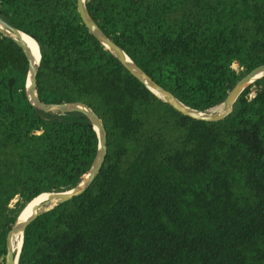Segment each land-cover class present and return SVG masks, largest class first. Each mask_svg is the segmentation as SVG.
Wrapping results in <instances>:
<instances>
[{
	"label": "trees",
	"instance_id": "trees-1",
	"mask_svg": "<svg viewBox=\"0 0 264 264\" xmlns=\"http://www.w3.org/2000/svg\"><path fill=\"white\" fill-rule=\"evenodd\" d=\"M85 8L134 65L200 113L264 65V0H85ZM0 19L37 45L39 102L86 106L107 145L86 192L25 229L17 264H264V78L228 117L196 121L103 48L76 0H0ZM27 74L22 50L0 32V264L26 205L75 188L98 149L81 114L33 109Z\"/></svg>",
	"mask_w": 264,
	"mask_h": 264
},
{
	"label": "water",
	"instance_id": "water-1",
	"mask_svg": "<svg viewBox=\"0 0 264 264\" xmlns=\"http://www.w3.org/2000/svg\"><path fill=\"white\" fill-rule=\"evenodd\" d=\"M76 8L79 18L88 32L108 51L116 60L129 72L134 78L141 82L150 92H152L157 98L171 106L175 111L190 119L201 122H218L228 117L234 108V104L237 101L241 93L248 88L255 81L264 78V65L259 66L250 71L246 76L239 80L235 86L230 90L222 105V110L219 113H200L194 111L182 103H180L172 94L163 90L157 84H155L144 72H142L136 65H134L123 51L116 46L112 41L107 39L105 35L100 31L97 25L89 17L85 8V0H76ZM0 32L10 38L23 52L27 64L28 74L26 80V96L30 105L36 111L44 113H55L57 115L78 113L84 116L90 123L91 128L96 133L98 140V149L93 160V163L84 176V178L77 184V186L69 191L61 193H49L47 194V201L45 205L35 207L32 209V213L24 220H19L24 210L31 204L28 203L23 211L18 216L14 226L11 228L6 237V256L4 264H17L20 248L22 245V236L25 229L41 214L53 209L54 207L71 200L74 197H78L86 192L89 186L93 183L95 178L100 172L101 167L104 164L106 156V133L105 130L97 118V116L86 106L81 104H60V105H43L39 102L36 94V77L39 69L40 55L32 47L28 46L27 39H31L18 30L11 28L0 19ZM13 242L18 244L20 242L19 250L13 252Z\"/></svg>",
	"mask_w": 264,
	"mask_h": 264
},
{
	"label": "bare ground",
	"instance_id": "bare-ground-1",
	"mask_svg": "<svg viewBox=\"0 0 264 264\" xmlns=\"http://www.w3.org/2000/svg\"><path fill=\"white\" fill-rule=\"evenodd\" d=\"M27 44L28 46L32 47V49L35 50L36 52V57L38 59V55H37V45L34 43V41H32L31 39H27ZM47 201V194H43L38 196L37 198H35L31 204L24 210V212L21 214L19 220H24L26 219L31 213H32V209L35 207H40L41 205H45ZM15 247L13 246V252L16 253L19 250L20 247V242H18V244H14Z\"/></svg>",
	"mask_w": 264,
	"mask_h": 264
},
{
	"label": "rangeland",
	"instance_id": "rangeland-1",
	"mask_svg": "<svg viewBox=\"0 0 264 264\" xmlns=\"http://www.w3.org/2000/svg\"><path fill=\"white\" fill-rule=\"evenodd\" d=\"M233 68H234L236 71H238V69H237L236 67L233 66ZM221 110H222V105H220V106H218V107H216V108L210 110L209 113H219ZM14 244H16V243L13 242V246L15 247Z\"/></svg>",
	"mask_w": 264,
	"mask_h": 264
}]
</instances>
